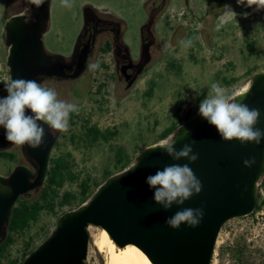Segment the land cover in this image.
<instances>
[{"label": "rangeland", "instance_id": "1", "mask_svg": "<svg viewBox=\"0 0 264 264\" xmlns=\"http://www.w3.org/2000/svg\"><path fill=\"white\" fill-rule=\"evenodd\" d=\"M156 1L159 0H69L72 6L66 7L61 0H51L48 29L43 35L45 49L52 55L69 56L83 26V10L90 7L99 17L120 26L122 43L137 60L141 55V30ZM251 3L252 6L246 0L244 3L238 0H167L152 27L155 42L150 50L151 61L133 87L125 90L117 81L110 55L96 58L93 62H98L100 68L88 71L73 84H52L58 99L75 102L79 107L70 117L68 130L61 132L52 153H71L75 174L81 179L90 177L102 183L106 171L113 176L121 173L115 167L116 149H123L134 163L146 147L162 141L158 136L170 125L178 102L182 101L185 109L198 114L199 104L207 97L211 83L219 82L229 92L237 94L244 91L254 75L249 71H264V8L256 6H264V0H251ZM226 6L236 15L226 14ZM170 10H181L185 14L171 21ZM27 12L24 0H0V63L4 68L8 52L4 24L12 15ZM189 39L191 46L181 44ZM232 79L236 82L227 86L225 82ZM87 123L118 134L109 142L89 144L83 137V127ZM18 164L27 162L23 157ZM18 164L0 159V174L8 175L7 172ZM66 192L78 193V182L66 183L61 194ZM260 193L264 200V184L260 186ZM38 195L32 192L26 197L36 200ZM67 210L57 207L55 213L44 211L25 235L16 238L9 260L20 261L27 242L32 248L40 246ZM100 230L89 227L85 264L107 262V254L99 252L94 245ZM236 241L241 242L247 258L251 257L255 264H264V206L253 215L231 219L222 226L212 264H234L232 248ZM223 246L229 249L221 257ZM4 263L9 264V261Z\"/></svg>", "mask_w": 264, "mask_h": 264}, {"label": "water", "instance_id": "2", "mask_svg": "<svg viewBox=\"0 0 264 264\" xmlns=\"http://www.w3.org/2000/svg\"><path fill=\"white\" fill-rule=\"evenodd\" d=\"M27 13L12 15L4 24V41L8 48L6 67L8 82L17 78H77L86 65L87 51L79 58L76 70L66 74L62 55L49 54L43 35L48 29L51 0H24ZM93 13L84 9L85 17ZM152 22L144 25L148 29ZM151 61L149 45L142 47L141 62ZM250 108L261 112L255 126L264 131V71L255 73L246 90L239 92ZM27 115H32L30 110ZM44 142L39 148L19 146L27 164H18L8 175L0 174V244L8 236L13 210L21 197L39 193L48 171L49 159L61 132L51 135L47 124ZM177 150L185 144L193 147L198 160L174 161L159 144L146 147L125 171L109 178L89 201L61 216L50 237L35 249L23 264H85L89 247V227L108 232L119 248L134 245L142 250L152 264H212L219 232L229 220L248 216L258 202V187L264 176V141L242 144L225 142L217 129L199 114L194 115L172 136ZM194 142V143H193ZM5 130H0V152L10 150ZM255 159L245 167L243 161ZM189 164L203 185L199 195L184 205L165 210L154 200L155 190L146 183L149 175L166 165ZM182 208H203L204 216L195 228L186 224L172 229L166 219Z\"/></svg>", "mask_w": 264, "mask_h": 264}, {"label": "clouds", "instance_id": "3", "mask_svg": "<svg viewBox=\"0 0 264 264\" xmlns=\"http://www.w3.org/2000/svg\"><path fill=\"white\" fill-rule=\"evenodd\" d=\"M39 3V0H37ZM244 3L245 0H238ZM252 6L251 0H246ZM66 7H71L69 0H61ZM258 9L264 8L260 4ZM226 14L236 15L226 6ZM223 19V17H221ZM184 46H191L192 40L181 41ZM99 63L89 59L85 70L95 72ZM7 95L0 97V127L5 130L6 140L13 146L28 145L36 149L44 142L46 135L43 124H47L51 135L67 131L70 114L78 112L75 102L58 99L55 89L46 87L37 80L17 78L5 85ZM236 92H229L219 82L210 85L207 97L199 104V115L214 126L225 142L239 141L242 144L254 142L259 145L264 141V131L255 127L261 117L257 108H250L242 99H237ZM30 110L32 115H27ZM182 127V126H181ZM194 143V142H193ZM162 149L174 161L187 160L194 164L198 155L193 153V147L185 144L177 150L175 141L168 137L160 141ZM245 167L255 164V159L244 160ZM146 183L154 189V200L165 210H170L175 204L182 206L193 196L203 190L201 181L197 178L189 164L173 163L158 169L154 175H149ZM204 216L203 208H182L167 218L165 223L172 229H179L186 224L190 228L199 226Z\"/></svg>", "mask_w": 264, "mask_h": 264}, {"label": "trees", "instance_id": "4", "mask_svg": "<svg viewBox=\"0 0 264 264\" xmlns=\"http://www.w3.org/2000/svg\"><path fill=\"white\" fill-rule=\"evenodd\" d=\"M170 67L173 69L175 68L174 64H170ZM255 72L256 71L250 70L249 74L253 75ZM235 82L236 79H232L231 81H226L225 84L229 86ZM196 114L197 112L192 109H185L182 101L178 102L170 125L161 132L158 136V140H164L172 136L183 124L187 123ZM70 117H73V113L70 114ZM83 130V137L89 144H95L99 141L109 142L118 134L116 131L111 130L102 131L96 125H90L89 123L83 127ZM18 148L19 147H12L8 151L0 152V159L6 163L18 164L23 158L22 152ZM132 163L133 158L123 149L118 148L115 150V167L118 172H122L129 168ZM73 166L74 161L71 153L51 154L46 179L43 188L39 192L38 198L36 200H29L27 197H21L13 210L8 228V236L6 240L0 244V264H5V260L9 261V264H23L27 257L39 247L32 248L30 242H27L24 246L22 259H20V261L18 259L9 260L10 249L15 244L16 238L25 235L33 224L38 222L44 211L55 213L57 207L61 210L68 209L67 211L80 208L91 199L95 191L102 184L114 175L111 172L106 171L104 173L106 179L102 183L93 181L90 177L81 179L80 175L74 173ZM9 173L10 170L7 174ZM72 182H78V193L66 192L61 194V190L64 188L65 184ZM261 184H264V176L258 187L257 206L254 212L250 215H253L257 210L264 206V200L260 193ZM67 211H64L63 214ZM228 249L229 246L221 247L220 256L223 257ZM232 254L235 260L234 264H255L251 257L247 258V256H245L242 244L239 241L235 242L234 247L232 248Z\"/></svg>", "mask_w": 264, "mask_h": 264}, {"label": "flooded vegetation", "instance_id": "5", "mask_svg": "<svg viewBox=\"0 0 264 264\" xmlns=\"http://www.w3.org/2000/svg\"><path fill=\"white\" fill-rule=\"evenodd\" d=\"M166 2L167 0H159L158 2L156 1L153 3V6L149 11V20L146 23L148 24L149 22H152V25L148 29L141 31V51L142 47L147 44L151 50V47L155 42L152 27L162 14ZM85 51L88 53L86 62H88L89 59L93 62L101 55H110L115 77L125 90L130 89L137 83L150 63L142 65L141 55L137 60H134L131 57L128 48L122 43L120 26L110 19L99 17L94 10L88 17H85L83 10L82 29L76 38L71 54L65 57L67 66L65 69L66 74L70 75L76 70L79 58ZM100 64L103 68H107V65L104 63ZM87 72L88 71L84 69L83 73L77 78H45L42 83L49 88H52V84L54 83L73 84V82L85 76Z\"/></svg>", "mask_w": 264, "mask_h": 264}, {"label": "bare ground", "instance_id": "6", "mask_svg": "<svg viewBox=\"0 0 264 264\" xmlns=\"http://www.w3.org/2000/svg\"><path fill=\"white\" fill-rule=\"evenodd\" d=\"M94 245L99 252L107 254L106 264H152L145 253L134 245L117 247L108 232L103 229L100 230L99 236L95 237Z\"/></svg>", "mask_w": 264, "mask_h": 264}, {"label": "built area", "instance_id": "7", "mask_svg": "<svg viewBox=\"0 0 264 264\" xmlns=\"http://www.w3.org/2000/svg\"><path fill=\"white\" fill-rule=\"evenodd\" d=\"M184 11L181 10H170L168 11V17L169 20L173 21L177 18L181 19L182 16H184ZM8 83V71L7 67H3V65L0 63V97H4L7 95V92L5 90V85Z\"/></svg>", "mask_w": 264, "mask_h": 264}]
</instances>
